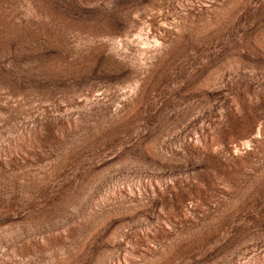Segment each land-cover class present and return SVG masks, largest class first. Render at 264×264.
Wrapping results in <instances>:
<instances>
[{"label": "rangeland", "instance_id": "374dc122", "mask_svg": "<svg viewBox=\"0 0 264 264\" xmlns=\"http://www.w3.org/2000/svg\"><path fill=\"white\" fill-rule=\"evenodd\" d=\"M0 264H264V0H0Z\"/></svg>", "mask_w": 264, "mask_h": 264}]
</instances>
